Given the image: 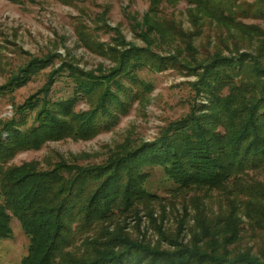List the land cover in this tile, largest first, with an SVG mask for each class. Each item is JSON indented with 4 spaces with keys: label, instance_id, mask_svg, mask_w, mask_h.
Listing matches in <instances>:
<instances>
[{
    "label": "trees",
    "instance_id": "trees-1",
    "mask_svg": "<svg viewBox=\"0 0 264 264\" xmlns=\"http://www.w3.org/2000/svg\"><path fill=\"white\" fill-rule=\"evenodd\" d=\"M149 1L153 6L162 2ZM183 1L200 11L226 10L221 0ZM214 17L223 26L230 24L223 14ZM155 24L152 28L158 34L164 25ZM166 25L165 33L176 43L175 23ZM143 26L149 25L142 21L137 29ZM144 42L146 48H129L115 57L117 66L106 75L70 66L51 71L47 85L15 104L13 116L1 123L0 240L11 237L10 222L15 217L29 241L20 264H264V257L229 249L205 222L197 226L202 234L199 240L174 244L170 252L97 228L115 212L133 211L152 199L146 169L153 166L161 167L180 190L228 188L234 194L229 208H241L240 213L254 225L264 221V176L250 175L264 174V65L242 54H209L199 62L188 42L186 56L176 45V54L170 55L175 60L165 62L151 53L152 48L161 47L159 40L144 37ZM196 61L203 70L196 92L202 89L206 103L191 107L157 138L102 166L53 164L44 170L30 164H8L17 152L38 149L47 140L86 139L114 125L125 111L130 85L137 92L147 86L135 67L186 69L197 65ZM49 65L50 57L30 59L0 85V95L12 92ZM61 72L72 84L71 95L51 99L47 88ZM79 99L89 103L88 110L75 109ZM235 215L227 219L228 230L233 232L238 223Z\"/></svg>",
    "mask_w": 264,
    "mask_h": 264
},
{
    "label": "rangeland",
    "instance_id": "rangeland-1",
    "mask_svg": "<svg viewBox=\"0 0 264 264\" xmlns=\"http://www.w3.org/2000/svg\"><path fill=\"white\" fill-rule=\"evenodd\" d=\"M161 1L153 6L149 0H22L19 3L0 0V85L30 59L44 56L52 59V65L32 75L12 92L0 95V128L4 120L13 116L15 104L47 85L51 71L70 66L93 75H106L116 68V58L121 53L146 46L144 37L162 43L161 47L152 48L151 53L158 60L167 59L165 62L175 60L170 55L177 51L186 56L184 48L188 42L193 48V58L199 62L209 54V57L242 54L264 65V0H221L224 11H200L183 0ZM221 13L230 22L227 26L214 21V16ZM142 21L149 26L137 29ZM169 21L176 25V43L165 33L164 26ZM155 22L164 25L158 34L152 28ZM176 45L179 46L175 52ZM135 68L138 78L147 86L137 92L130 85L132 92L127 95L125 111L114 125L86 139L47 140L38 149L17 152L8 164H30L44 170L53 164L102 166L157 138L170 122L185 116L198 103H206L202 89L196 92L203 73L198 62L186 69ZM62 74L54 76V82L47 88L51 99L71 95L72 84ZM75 109L88 110L89 103L79 99ZM146 170L149 172L146 187L154 194L152 199L133 211L115 212L112 218L99 223L98 229L102 227L111 234L170 252L175 250L174 244L199 240L202 234L197 226L205 222L207 229L217 234L229 249L264 257V221L262 225H254L255 222L240 213L241 208H229L234 194L228 188L180 190L161 167ZM250 175L259 179L264 176L258 171ZM231 213L238 219L234 232L227 225ZM10 225L11 237L0 240V264H20L27 253L29 241L19 221L13 217ZM79 244L80 241L76 242Z\"/></svg>",
    "mask_w": 264,
    "mask_h": 264
}]
</instances>
